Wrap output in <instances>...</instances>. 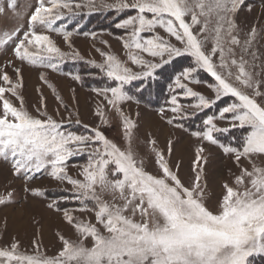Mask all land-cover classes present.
I'll return each instance as SVG.
<instances>
[{
	"label": "snow or ice",
	"instance_id": "1",
	"mask_svg": "<svg viewBox=\"0 0 264 264\" xmlns=\"http://www.w3.org/2000/svg\"><path fill=\"white\" fill-rule=\"evenodd\" d=\"M243 4L244 0H132L131 3L117 0L115 4L100 5L136 13L117 23L116 27L126 30L123 46L129 52L131 64L147 69L134 72L116 56L99 49L104 62H93L94 67L114 81V86L93 91L102 94L107 105L120 115L124 138L128 141L125 149L99 128L89 135L63 130L62 121L58 122L46 110L41 111L46 108L43 97L36 114L29 112L20 91L22 68H15L16 80L7 73L0 75V159L9 161L14 174H23L26 181L43 170L52 179L67 182L73 189L71 199L82 205L78 211H94L95 214L94 224L85 223L73 215L77 210L63 209L64 220L80 239L73 241L58 234L62 248L55 257H46L39 251L23 254L19 251V242L13 239L7 247L0 248V264H249V258L254 254H264V167L256 166L253 161L254 156H264V105L255 99L264 96L261 91L264 82L256 79L257 74L251 70L256 65L246 59L251 57L253 62L259 59L255 50L256 27L252 26L243 42L237 34L235 17ZM83 6L96 7L91 0L87 5L74 4L76 9ZM65 14H73V0H38V6L28 18V30L17 26L0 33V48L15 41L13 54L21 64L53 70L65 59H79V53L69 57L48 35L36 31L37 26H42L61 33L71 47L72 32L53 27L64 19ZM186 18H190V22ZM197 26L199 31L194 32L193 28ZM158 28L183 47H176L156 35ZM144 33L153 35L144 36ZM209 41L212 47L206 52L205 45ZM237 48L240 49L239 56ZM141 53L159 57L163 64L173 57L191 56L195 66L184 69L183 79L189 80L198 69H203L216 83L213 86L215 99L212 100L193 91L177 77L175 83L183 90L182 96L197 99L190 107L207 109L224 96L234 97L238 102L224 107L220 118L231 113V127L249 129L240 147L226 146L214 134L229 129L217 127L215 117L208 116L203 121L204 129L192 133L201 144L196 147L192 161L194 178L187 185L179 175L182 162L170 164L171 139L167 142V156L164 150L156 147L155 139L148 141L158 168L155 174L147 171L143 159L132 149L134 123L120 107L133 99L125 85L151 77L154 70L161 67L160 63L144 59ZM260 66L264 68V64ZM74 78L80 79L79 76ZM41 79H44L43 74ZM248 90H252V95ZM168 103L167 111L174 115L165 117L166 109L162 108L161 117L169 125L183 127L176 121L186 119L190 114L177 95H171ZM96 114L106 122L103 109ZM76 123L80 121L77 119ZM204 142L218 145L226 155H232L237 166L242 158L252 164L251 169L240 167V173L234 175L232 184L235 187L223 183L224 193L217 201L215 211L208 206V157L204 155ZM84 154L88 160L82 166V179H74L67 173V161ZM26 190L33 196L44 195L40 189ZM105 196L111 199H105ZM9 200L10 197L0 198V204ZM88 201L94 202L92 208H88ZM47 207L61 211L57 201ZM86 239L92 241L91 247L84 245ZM33 244L38 249L36 241Z\"/></svg>",
	"mask_w": 264,
	"mask_h": 264
},
{
	"label": "rangeland",
	"instance_id": "2",
	"mask_svg": "<svg viewBox=\"0 0 264 264\" xmlns=\"http://www.w3.org/2000/svg\"><path fill=\"white\" fill-rule=\"evenodd\" d=\"M34 2L35 0H0V33L11 31L17 26L25 31L28 30L29 15L35 7L38 6V2L37 5L34 4ZM89 2L90 0H73V13L79 12L80 14H84L103 9L108 10L109 8H102L100 5L115 4L117 0H91V3L96 5V7L92 9L87 6H83L80 9L74 7L75 3L87 5ZM128 2L131 3L132 0H128ZM10 4H13L14 7H9ZM125 11L127 12L128 10L118 11L117 13ZM132 13L131 16L136 15L135 12ZM129 16L130 15L123 17L119 22ZM186 19H189L190 22V18ZM235 19L238 25L237 34L241 42L247 38L252 26H255L257 29L258 36L255 41V50H257L259 59L254 62L251 60V57H246V59H248L250 63L256 65L255 68L251 69L257 74L256 79L264 82V68L260 66L264 64V0H244V4L240 7ZM37 27L40 28L39 31L42 30V26ZM114 29L122 33L119 36L115 34L111 36L112 34L110 35L102 30L94 32L90 36H71V47L64 41L63 36L58 34L55 36L51 35L50 39L63 52L69 54V57H71L73 53H79L80 57L79 59H65L59 62L58 66L63 65L64 61L73 60L85 61L90 68L93 62H95V64H101L104 62V57L97 51V49H99L104 53L116 56L122 64L130 67L134 72L146 71L147 69L132 65L130 62L129 52L123 46L124 39L127 37L126 30L119 29L116 25ZM193 31L198 32L199 26L194 27ZM155 34L176 47H183V45L170 37L162 29H156ZM142 35L150 37L153 34L144 33ZM14 45L15 41L10 42L6 47L0 48V75L7 73L12 80H16L15 68H22L23 87L20 91L23 96L24 105L29 112H32L34 115L36 114V109L40 108L41 98L43 97L46 108L41 109V111L46 110L47 113L52 115L58 122L62 121V127H65L70 122H76L78 119L80 123L77 125L84 128L85 126L92 129L99 128L106 137L115 142L122 149L127 148L128 141L124 138L120 115L107 105L102 94L98 95L96 91H93L94 89L102 90L104 88L100 86L88 87V85L80 84L74 77L69 78L64 75H59L51 68L32 66L27 63L21 64V62L14 57ZM211 47L212 44L209 41L205 45V51H209ZM236 51L239 56L240 49L237 48ZM141 55L149 62L160 63L161 67L163 66L159 57L153 58L143 53H141ZM164 59H167V56H165ZM174 59H176L175 63H173ZM181 60L190 61L185 68L195 66L193 58L187 54L173 57L170 61L171 63H168H170L169 65L172 63L178 65ZM216 62L218 63V59H216ZM183 71L184 69L181 70L179 74H176L175 81L177 77H180L181 83L193 89V91L204 95L208 99H215L213 86L216 82L209 73L203 69H198L197 72L192 74L189 80H184L182 76ZM100 72L102 73L98 68V73ZM203 72L207 75L206 79L200 77ZM41 74L44 75L43 80L41 79ZM154 75L155 72L153 73V76ZM88 76L94 77L96 75L89 74ZM175 81L173 83L175 86L171 88L165 106H161V108H147L134 100L124 102L120 107L123 114L131 118L134 123V127L131 130L132 149L139 158L143 159L147 171L153 174L158 171L154 162L155 156L151 151V145L148 141L150 139H155L157 142L156 147L166 152L167 142L171 139L173 141V151L170 157V164L175 165L177 161L182 162L179 175L182 181L187 185L191 179L194 178L192 161L195 159L196 147L201 144L198 138L192 136V133L195 131H190L188 129L191 124H195L198 127L196 131L200 129L203 130L205 127L203 121L208 116H213L215 117L214 123L219 128H228L229 131L234 129H247V132L249 129L247 127H231V113L224 114L225 118L223 119L220 118V112L224 107L233 102H238L234 97L224 96L220 100L215 101L209 108L197 110L190 107V105L197 102V99L184 98L182 96L183 90L176 86ZM0 83H2V81H0ZM261 91L264 92V85H262ZM248 92L252 95V90H248ZM108 95L110 96V93ZM171 95H177L180 98V103L185 106V111L190 114L186 119L176 121V123L183 125V127L180 128L169 125L160 115V110L162 108L166 109L164 113L165 117L171 118L174 115L172 112L167 111L170 107L168 101ZM9 98L14 104L17 106L19 105V102L14 97L9 96ZM255 99L258 103L264 105V96L255 97ZM101 109L104 111L106 122L96 114ZM185 124H188V126H185ZM63 130L71 131L68 127ZM86 130L75 128L73 132L84 135L91 134V132ZM228 132L221 133L227 134ZM217 134L219 133H215L214 135L217 136ZM204 147L206 149L204 155L208 157L206 166L207 195L209 197L208 206L215 211L217 201L224 193L222 187L223 183L228 182L232 184L234 175L240 173V167L251 169L252 164L247 159L242 158L240 166H237L233 156L226 155L218 145H211L204 142ZM87 160V154L71 157L67 161L68 175L74 179H82L80 173L82 171V166L87 163ZM253 161L256 166L264 167V156H254ZM232 186L235 187L234 184H232ZM26 189H40L44 195L33 196L32 193ZM72 193L73 189L70 184L52 179L46 171L42 170L35 174V178L26 181L23 174L19 176L14 174L9 161L0 159V198L10 197L9 202L0 204V248L7 247L13 239H15L19 242V251L23 254L32 255L39 251L46 257H55L62 248V243L58 234L73 241L79 240L80 237L73 227L64 220L63 209H68L70 211L77 210L73 211V215L77 220L85 223L91 222L94 224L95 214L94 211H78L82 205L79 201L71 199ZM63 197H69V199L64 200ZM105 199L110 200L111 198L110 196H105ZM53 201L58 202L61 211L58 212L47 207V205ZM93 205L94 202H87L88 208H92ZM101 231H103V229H101ZM33 241H36V245L39 246L38 249L33 244ZM83 243L86 247H91L92 241L86 239ZM249 264H264V254H254L249 258Z\"/></svg>",
	"mask_w": 264,
	"mask_h": 264
},
{
	"label": "trees",
	"instance_id": "3",
	"mask_svg": "<svg viewBox=\"0 0 264 264\" xmlns=\"http://www.w3.org/2000/svg\"><path fill=\"white\" fill-rule=\"evenodd\" d=\"M134 11H125L117 13L115 10H100L93 11L89 16L85 14L76 13L73 15H69L70 26H81V31L89 33L97 32V31H107L112 35H120L122 32L119 30H115V25L122 19L123 17H127L128 15H132ZM71 16V17H70ZM79 32V31H78ZM122 36V35H121ZM176 62V59L173 60V63ZM190 62L189 60L182 61L178 65L163 66L161 69L155 72V78H150L147 80V83H142V86L135 82L134 87H126L129 95L133 97V99L146 107L156 109L161 108V106H165L167 98L171 92V88L175 85L173 84V78L177 73H180L181 70L185 69ZM65 64L58 66L57 70H65L69 69V71H73V73L78 74L80 77V84L91 86H100L109 87L112 86L113 81L108 82V78L103 74V72L98 73V68L91 65V68L85 61H67ZM89 74H93L96 76H88ZM203 76V77H202ZM202 79H206L207 75L203 72ZM104 84V85H103ZM200 116V115H199ZM188 126V124H185ZM198 128L195 124H191L188 128L190 131H196ZM200 129L199 131H201ZM247 133V129H234L229 131L227 134L219 133L217 134V138L225 145H229L232 147H240L243 143V139Z\"/></svg>",
	"mask_w": 264,
	"mask_h": 264
}]
</instances>
